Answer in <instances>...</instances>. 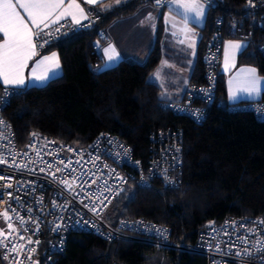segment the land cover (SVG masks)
Returning a JSON list of instances; mask_svg holds the SVG:
<instances>
[{
	"label": "trees",
	"instance_id": "trees-1",
	"mask_svg": "<svg viewBox=\"0 0 264 264\" xmlns=\"http://www.w3.org/2000/svg\"><path fill=\"white\" fill-rule=\"evenodd\" d=\"M142 0H128L113 9L102 3L87 6L96 15L90 27L74 32L39 49L56 51L62 72L39 86L16 88L3 113L11 121L17 143L23 146L31 132H40L74 146L88 145L101 131H109L132 147L134 157L145 162L158 131L180 130L182 165L177 187L164 188L161 178L147 187L127 178L110 201L103 218L112 226L124 218L142 217L171 229L176 244L192 245L199 230L210 220L226 215L264 220V120L249 111H227L220 98L207 117L195 122L160 106V87L149 80L161 59L159 32L143 62L121 59L96 68L100 60L93 41L112 18L132 10ZM260 1V0H259ZM258 0H211L190 83L204 80L203 54L218 16L223 17L225 38L246 40L238 64H250L264 76V7ZM106 39V38H105ZM105 39H102L104 41ZM2 34H0V41ZM6 86L0 81V95ZM11 88V87H10ZM260 99L264 100V90ZM45 246V241L42 244ZM206 264L204 254L158 247L141 240L109 241L90 232H71L65 254L53 264ZM0 264H6L0 252Z\"/></svg>",
	"mask_w": 264,
	"mask_h": 264
},
{
	"label": "built area",
	"instance_id": "built-area-1",
	"mask_svg": "<svg viewBox=\"0 0 264 264\" xmlns=\"http://www.w3.org/2000/svg\"><path fill=\"white\" fill-rule=\"evenodd\" d=\"M166 1L159 0L158 4ZM202 1L211 3V0ZM257 4L264 7V0H258ZM95 19L96 15L89 11L88 18L79 24L61 20L44 28L34 37V43L42 49L80 27L92 26ZM223 24L220 15L205 42L203 82L189 83L181 99L162 100V108L201 122L213 103L221 104L217 99V82L225 40ZM105 38L101 30L93 41L98 60ZM16 91L15 87H7L0 95V121L3 122L0 124V159L3 160L0 163V220L4 221L0 228V252L6 264H53L58 255L65 254L67 236L76 231L90 232L109 241L141 240L158 247L200 252L205 255L206 264H264V222H261L264 220L259 216L226 215L219 221L210 220L199 230L192 245L174 243L169 226L142 217L121 219L116 226L103 218L108 204L127 178L143 187L149 186L156 177L161 178L164 188L179 185L180 130L158 131V139L145 162L134 157L132 147L109 131L99 132L88 145L81 146L34 131L20 146L11 121L3 113ZM226 109L249 111L264 120V100L260 98L229 102ZM5 212L8 219L3 215Z\"/></svg>",
	"mask_w": 264,
	"mask_h": 264
},
{
	"label": "crops",
	"instance_id": "crops-1",
	"mask_svg": "<svg viewBox=\"0 0 264 264\" xmlns=\"http://www.w3.org/2000/svg\"><path fill=\"white\" fill-rule=\"evenodd\" d=\"M128 0H99L104 8L113 9L125 4ZM69 0H65L67 4ZM77 3L84 8L87 16L89 10L85 0H76ZM188 0H167L160 5L156 0H142L132 10L127 13L120 14L108 21L102 28L106 35V39L101 42L100 64L99 68H104L121 59H128L137 62L146 60L150 50L156 42L158 29L159 32V48L161 51V59L155 69L150 73L149 80L156 83L160 87V98L181 99L184 96L187 85L190 83V76L193 71L198 53V46L202 37L201 28L205 24L206 14L209 7L208 3L202 0H195L196 3L204 5L202 16H196L195 12H186L181 3ZM16 3V0H13ZM96 3V4H98ZM17 11L25 18L26 22L31 26V22L27 20V14L17 5ZM72 21L71 17H65ZM62 19V20H64ZM86 19H82L80 23ZM61 21V20H60ZM51 25V24H50ZM2 42V40L0 41ZM239 43V49L228 48L229 43ZM111 46L115 49V59L109 60L105 55V49ZM247 46L246 40L232 36H226L220 64V77L224 83V96L220 98L223 103L234 102L236 100H251L261 97L264 90V76L259 74L257 68L250 64H238L237 57ZM227 51V57H226ZM56 54L59 67H54L51 61H44V57H51ZM227 59V66H226ZM41 61H44L41 63ZM249 69H255V78L259 81L257 87L258 92L249 95L248 92L242 91V88L252 78L253 74ZM33 70L36 75L47 73V79L44 81H36L33 77ZM62 67L59 56L56 51L39 53L36 48V55L28 61V66L23 69L25 78L24 85H8L6 87H29L45 84L51 78L60 75ZM3 84V82L1 81ZM4 85V84H3ZM5 86V85H4Z\"/></svg>",
	"mask_w": 264,
	"mask_h": 264
},
{
	"label": "snow or ice",
	"instance_id": "snow-or-ice-1",
	"mask_svg": "<svg viewBox=\"0 0 264 264\" xmlns=\"http://www.w3.org/2000/svg\"><path fill=\"white\" fill-rule=\"evenodd\" d=\"M85 2L96 4L99 0H85ZM157 3H159V0H157ZM17 5L27 14V20L31 22V26L17 11ZM180 6L186 12H195L198 17L202 16L204 12V5L196 3L195 0H188V2L181 3ZM69 16L75 24H79L82 19L88 18L84 8L76 0H69L67 4H65V0H16V3H13V0H0V34H2V42H0V81L5 86L25 84L23 69L28 66V61L36 55L37 45L34 43V37H38L43 29L48 28L50 24L58 23ZM56 30L59 31L60 29L57 28ZM240 47L239 43L230 42L226 45V50L228 48L239 49ZM104 51L109 60L115 59V56L110 54L115 52L114 48L109 46ZM44 61H51L54 67H59L55 53L51 57H44ZM44 61H41V63ZM248 71L253 74V78L245 84L242 91H246L251 95L259 91L257 87L259 81L255 78V69H249ZM32 78L42 82L47 79V73L36 75L35 70H33ZM5 91H7V88H5ZM2 123L0 121V124ZM2 162L3 160L0 159V163ZM65 183L67 182L65 181ZM3 215L5 219H8L6 212ZM8 227L12 228V225L9 224ZM236 254L241 255L239 252Z\"/></svg>",
	"mask_w": 264,
	"mask_h": 264
},
{
	"label": "rangeland",
	"instance_id": "rangeland-1",
	"mask_svg": "<svg viewBox=\"0 0 264 264\" xmlns=\"http://www.w3.org/2000/svg\"><path fill=\"white\" fill-rule=\"evenodd\" d=\"M96 68H98V67L96 66ZM99 68H100V67H99ZM3 225H4V221L1 219V220H0V228L3 227Z\"/></svg>",
	"mask_w": 264,
	"mask_h": 264
}]
</instances>
